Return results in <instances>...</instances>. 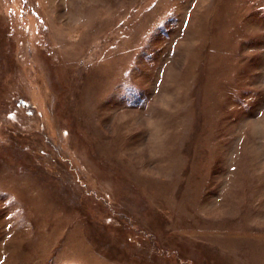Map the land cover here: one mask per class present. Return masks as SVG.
<instances>
[{
	"label": "rangeland",
	"instance_id": "374dc122",
	"mask_svg": "<svg viewBox=\"0 0 264 264\" xmlns=\"http://www.w3.org/2000/svg\"><path fill=\"white\" fill-rule=\"evenodd\" d=\"M0 264H264V0H0Z\"/></svg>",
	"mask_w": 264,
	"mask_h": 264
},
{
	"label": "bare ground",
	"instance_id": "6f19581e",
	"mask_svg": "<svg viewBox=\"0 0 264 264\" xmlns=\"http://www.w3.org/2000/svg\"><path fill=\"white\" fill-rule=\"evenodd\" d=\"M88 2H91V3H93V2H97V0H86V3H88Z\"/></svg>",
	"mask_w": 264,
	"mask_h": 264
},
{
	"label": "trees",
	"instance_id": "16d2710c",
	"mask_svg": "<svg viewBox=\"0 0 264 264\" xmlns=\"http://www.w3.org/2000/svg\"><path fill=\"white\" fill-rule=\"evenodd\" d=\"M19 102V101H18Z\"/></svg>",
	"mask_w": 264,
	"mask_h": 264
}]
</instances>
